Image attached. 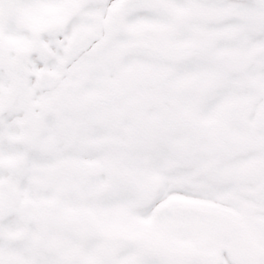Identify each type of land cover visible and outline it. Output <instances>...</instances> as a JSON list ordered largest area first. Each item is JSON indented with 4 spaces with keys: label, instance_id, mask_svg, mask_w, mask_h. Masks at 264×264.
<instances>
[{
    "label": "snow or ice",
    "instance_id": "6c2138e0",
    "mask_svg": "<svg viewBox=\"0 0 264 264\" xmlns=\"http://www.w3.org/2000/svg\"><path fill=\"white\" fill-rule=\"evenodd\" d=\"M0 264H264V0H0Z\"/></svg>",
    "mask_w": 264,
    "mask_h": 264
}]
</instances>
